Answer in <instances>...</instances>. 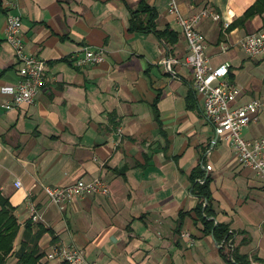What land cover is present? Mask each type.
<instances>
[{
    "label": "crops",
    "instance_id": "obj_1",
    "mask_svg": "<svg viewBox=\"0 0 264 264\" xmlns=\"http://www.w3.org/2000/svg\"><path fill=\"white\" fill-rule=\"evenodd\" d=\"M145 1L158 13L157 30L168 31L172 41L153 29H131V11L142 0H0V192L22 226L15 246L34 204L42 216L32 220L34 228L45 229L40 264H68L47 258L55 244L75 246L100 264H228L195 214L180 216L196 208L191 177L203 171L211 179L215 223L231 233L228 248L264 264V180L239 162L231 142L218 139L205 117L192 69L182 64L188 44L167 0ZM178 1L186 16L203 9L221 16L198 25L205 52L213 66L228 62V78L243 88L234 106L261 101L259 121L243 135H264V54L250 58L238 44L264 31V13L238 24L257 0ZM11 15L21 16L24 49L43 58L46 69L35 101L7 110L9 96L1 89L20 78L6 41ZM86 46L104 48L105 59L76 66L72 57ZM165 57L176 60L174 73ZM97 177L109 194L58 205L44 191ZM16 260L10 256L6 264Z\"/></svg>",
    "mask_w": 264,
    "mask_h": 264
},
{
    "label": "built area",
    "instance_id": "obj_2",
    "mask_svg": "<svg viewBox=\"0 0 264 264\" xmlns=\"http://www.w3.org/2000/svg\"><path fill=\"white\" fill-rule=\"evenodd\" d=\"M167 13L175 16L182 28L188 44V54L182 64L192 69L193 88L202 98L204 115L213 124L217 138L231 142L236 149L239 162L264 180V135L255 139H248L243 135V130L247 126L259 121L263 104L260 100L253 99L238 106L233 105L242 94L243 88L228 78L230 74L228 62L218 66L211 64L205 52L206 37L198 29V25L204 18L210 17L218 21L221 16L208 9L186 16L181 12L178 0H167ZM6 41L12 45L20 63L18 82L3 86L1 89L9 96L3 106L11 110L35 101L44 83L46 62L43 58L25 51L21 16L7 17ZM238 44L250 58L259 57L264 54V31L249 33L241 38ZM220 50L226 52L228 45L221 44ZM82 54V56L73 55L72 60L76 66L101 63L105 59L106 51L102 47L86 46ZM174 61L176 60L170 57L162 60L166 70L171 73L175 72L172 67ZM207 169H212V165H207ZM15 185L21 186V181L17 180ZM44 191L52 202L64 205L75 197L107 195L110 188L106 181L97 177L88 181L78 179L68 185L46 186ZM30 209L32 220L42 219L36 205L31 204ZM181 237L187 238L191 244L195 243V239L189 232H182ZM47 258L61 260L68 264H100L88 261L83 252L75 246L64 244L53 245L47 253Z\"/></svg>",
    "mask_w": 264,
    "mask_h": 264
},
{
    "label": "trees",
    "instance_id": "obj_3",
    "mask_svg": "<svg viewBox=\"0 0 264 264\" xmlns=\"http://www.w3.org/2000/svg\"><path fill=\"white\" fill-rule=\"evenodd\" d=\"M1 3V2H0ZM1 5V4H0ZM264 13V0H257V2L247 10L242 16L238 24L243 25L248 19ZM131 29L146 30L153 29L159 38L170 39L167 37L168 31L157 30L156 19L158 13L156 10L147 5L145 0L138 10L131 11ZM202 178L203 182L198 179ZM192 179V192L198 197L199 202L196 208L191 212L181 213V218L188 214L194 213L195 220L201 221L205 233H213L215 240L221 245L220 251L228 262V264H251V261L245 255L238 254L236 251L231 252L228 248V243L231 237L229 227L223 223H215L216 215L213 209V200L211 197L209 176L205 175L203 171L195 172ZM21 223L15 213V208L11 204L8 196L0 192V264H6L10 256L16 257L15 264H40L43 253L40 251L39 241L45 229L38 226L34 228L32 220L25 223L22 231L21 239L16 248V239L21 232Z\"/></svg>",
    "mask_w": 264,
    "mask_h": 264
},
{
    "label": "water",
    "instance_id": "obj_4",
    "mask_svg": "<svg viewBox=\"0 0 264 264\" xmlns=\"http://www.w3.org/2000/svg\"><path fill=\"white\" fill-rule=\"evenodd\" d=\"M216 140H217V138H216Z\"/></svg>",
    "mask_w": 264,
    "mask_h": 264
}]
</instances>
